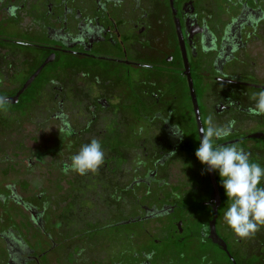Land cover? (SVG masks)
<instances>
[{"label": "flooded vegetation", "instance_id": "obj_1", "mask_svg": "<svg viewBox=\"0 0 264 264\" xmlns=\"http://www.w3.org/2000/svg\"><path fill=\"white\" fill-rule=\"evenodd\" d=\"M231 3L227 16L221 0H175L180 38L170 0H0V89L15 97L49 61L10 106L57 122L60 169L94 138L105 153L96 173L63 172L58 194L7 187L0 264H264V228L236 237L221 177L195 155L211 116L236 122L215 144L264 167V116L249 111L264 0ZM34 85L45 95L23 99Z\"/></svg>", "mask_w": 264, "mask_h": 264}, {"label": "clouds", "instance_id": "obj_2", "mask_svg": "<svg viewBox=\"0 0 264 264\" xmlns=\"http://www.w3.org/2000/svg\"><path fill=\"white\" fill-rule=\"evenodd\" d=\"M254 106L249 111L254 116H264V89L250 97ZM8 97L0 96V110L7 111ZM206 128L195 155L207 172H218L221 184L228 198L224 221L238 239H250L264 228V167L250 159V153L237 144L217 145L216 140L224 138L235 121L226 126H217L209 116ZM105 153L101 143L92 139L84 144L78 153L65 162L64 174L74 172L81 176L96 173L104 164Z\"/></svg>", "mask_w": 264, "mask_h": 264}, {"label": "rangeland", "instance_id": "obj_3", "mask_svg": "<svg viewBox=\"0 0 264 264\" xmlns=\"http://www.w3.org/2000/svg\"><path fill=\"white\" fill-rule=\"evenodd\" d=\"M233 6L231 0H221V7L227 16ZM169 28L171 29V26ZM0 35L7 36L8 33L5 30H0ZM172 38L175 41L173 31ZM100 68L103 67L98 66V69ZM152 72L150 69H143V71L131 69L130 75L131 78H137L134 75L139 73L145 79ZM27 76L28 74L19 75L18 83L24 82ZM168 77L175 78V75ZM124 78L128 80L129 77L125 74ZM6 87L10 89H0V96L10 97L12 95V86ZM33 89H35L34 94L30 96L29 93ZM37 91L43 93V87L40 86L37 90L35 85L32 86L23 99L28 96L32 98ZM10 105L6 106L7 111L0 110V195L6 193L9 186L14 187L20 194L30 192L39 195L43 191L42 188L48 190L50 194H58L63 170L58 167V159L52 152L58 143L59 127L57 122L37 119L35 114L30 116L28 113L20 112L23 105L24 108L27 106L26 101L18 108L14 107L13 109ZM184 107L185 109L190 108L187 97L184 100ZM27 109L29 110V108ZM44 110L39 108L35 113L41 115ZM0 211H3L2 213L5 215V219L0 221V231H2L7 227L9 220L12 222L13 219L4 204H0ZM216 259L215 257L217 262Z\"/></svg>", "mask_w": 264, "mask_h": 264}, {"label": "water", "instance_id": "obj_4", "mask_svg": "<svg viewBox=\"0 0 264 264\" xmlns=\"http://www.w3.org/2000/svg\"><path fill=\"white\" fill-rule=\"evenodd\" d=\"M172 3V8H173V13L174 16L176 18V24H177V28H178V32L180 35V38L182 37V33L180 30V25H179V21H178V15H177V9L175 6V0H170ZM49 61H47L31 78L30 80L24 85V87L22 88V90L19 91V93L15 96V97H9L10 100V104H16L18 102L19 97L24 93V91L32 84V82L35 80V78L41 73V71L43 70V68L45 67V65L48 63Z\"/></svg>", "mask_w": 264, "mask_h": 264}]
</instances>
